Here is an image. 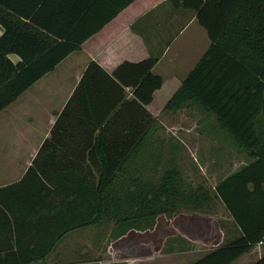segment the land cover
Listing matches in <instances>:
<instances>
[{
  "label": "trees",
  "instance_id": "trees-1",
  "mask_svg": "<svg viewBox=\"0 0 264 264\" xmlns=\"http://www.w3.org/2000/svg\"><path fill=\"white\" fill-rule=\"evenodd\" d=\"M133 1L0 0V111ZM169 2L196 13L210 45L164 108L197 105L251 160L211 190L186 188L172 162L161 172L153 163L147 173L145 152L159 124L147 105L163 84L152 72L158 58L124 62L114 77L90 62L22 178L0 188V205L14 220L2 197L27 201L31 219L21 227L48 233L33 239L40 245L32 252L36 257L74 229L108 220L117 238L213 200L239 234L191 264H232L258 243L264 247V0ZM114 78L132 88L131 99L124 101ZM250 264H264V253Z\"/></svg>",
  "mask_w": 264,
  "mask_h": 264
},
{
  "label": "crops",
  "instance_id": "crops-1",
  "mask_svg": "<svg viewBox=\"0 0 264 264\" xmlns=\"http://www.w3.org/2000/svg\"><path fill=\"white\" fill-rule=\"evenodd\" d=\"M2 33L3 29L0 26V35ZM209 45L207 32L198 23L194 11L173 7L169 0H134L98 32L85 40L80 49L68 54L51 71L0 111V188L22 178L43 141L50 137L58 114L81 82L90 62H96L114 77L115 70L124 62L137 63L148 57H157L152 72L163 79L161 88L154 95L159 96L160 104L161 93L165 95L170 92L171 95L168 97L170 99ZM9 57L13 62L20 59L16 54H9ZM115 79L114 83L119 84V80ZM95 83L97 82L89 81V85ZM121 88L125 93L124 101L131 99L132 88L129 86ZM154 102L153 100L147 105V109L157 117L153 112ZM92 170L96 171L97 168L93 167ZM2 199L10 205L17 218L14 220L12 214L0 205L3 209L0 211V264H99L100 251H103L100 245L102 243L96 244L94 241V245L91 246L88 245L90 242H87L92 238L95 240L96 234L89 240L82 241L80 247L74 244L78 239L76 237L82 234L79 232L85 227L65 233L50 252L43 257H36L32 252L38 250L40 245L35 244L33 239L48 233L44 231L38 233L33 228L20 226L24 219L26 221L31 219V210L29 212L24 208L26 200L14 196ZM15 223L20 228H15ZM182 227L186 231H192L185 225ZM238 234L236 229V236ZM133 244V239L126 243L123 238L118 237L114 241L112 251L127 250ZM97 246L100 247L97 257L88 260L89 247L95 250ZM257 246L259 244L255 247ZM72 247L77 249L73 250ZM121 256L114 258V264L125 260ZM126 257L133 259L135 256L126 253ZM129 258L126 260L132 261Z\"/></svg>",
  "mask_w": 264,
  "mask_h": 264
},
{
  "label": "rangeland",
  "instance_id": "rangeland-1",
  "mask_svg": "<svg viewBox=\"0 0 264 264\" xmlns=\"http://www.w3.org/2000/svg\"><path fill=\"white\" fill-rule=\"evenodd\" d=\"M170 95V92L165 95L161 93L160 104L159 96L155 98L153 112L159 124L154 132L155 138L146 151L144 166L149 170L147 173L152 170L153 163H156L157 172H161L172 162L179 169L186 188L203 186L211 190L220 178L251 160L245 152L236 148L227 132L217 129L215 118L197 105L190 103L175 111L166 110L165 102ZM180 211L171 218L158 217L151 229L122 235L120 238L126 243L133 239L134 244L127 250L116 249V256L112 250L118 237L114 236L112 221L104 220L96 228L85 227L79 232L82 234L76 237L80 242L77 244L75 241L74 244L79 246L82 241L85 242L96 234L95 240L92 238L87 242L91 246L94 241L96 244L102 243L99 264H114V258L121 255L125 260H120L119 264H191L209 250L236 236L235 225L217 200L206 203L199 210L181 208ZM183 225L192 231H186ZM99 248L97 246L94 250L89 247L87 259L94 260ZM126 253L135 257L125 258ZM263 253L264 248L259 245L232 264H250ZM128 258L133 262L127 261Z\"/></svg>",
  "mask_w": 264,
  "mask_h": 264
},
{
  "label": "built area",
  "instance_id": "built-area-1",
  "mask_svg": "<svg viewBox=\"0 0 264 264\" xmlns=\"http://www.w3.org/2000/svg\"><path fill=\"white\" fill-rule=\"evenodd\" d=\"M259 245H262L261 243H258Z\"/></svg>",
  "mask_w": 264,
  "mask_h": 264
}]
</instances>
